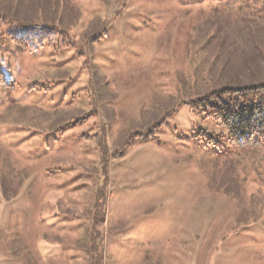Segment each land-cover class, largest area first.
I'll use <instances>...</instances> for the list:
<instances>
[{
  "label": "rangeland",
  "instance_id": "374dc122",
  "mask_svg": "<svg viewBox=\"0 0 264 264\" xmlns=\"http://www.w3.org/2000/svg\"><path fill=\"white\" fill-rule=\"evenodd\" d=\"M256 2L0 0V264H264V138L188 104L264 83Z\"/></svg>",
  "mask_w": 264,
  "mask_h": 264
},
{
  "label": "trees",
  "instance_id": "16d2710c",
  "mask_svg": "<svg viewBox=\"0 0 264 264\" xmlns=\"http://www.w3.org/2000/svg\"><path fill=\"white\" fill-rule=\"evenodd\" d=\"M256 3H260L258 12L264 13V0H257ZM261 15L264 17V14ZM64 33L56 34L43 27L39 33L24 32L22 36L29 35L28 42H23L21 36L11 39L25 49L35 50L44 45L62 43ZM259 92L264 94V83L236 87L224 85L200 95L194 101H188V104L202 113L204 118H211L224 127L235 147L255 146L260 144L257 138H264V103L253 102Z\"/></svg>",
  "mask_w": 264,
  "mask_h": 264
}]
</instances>
